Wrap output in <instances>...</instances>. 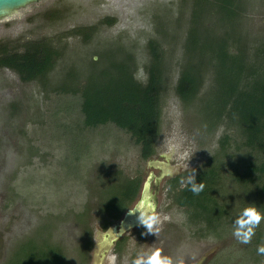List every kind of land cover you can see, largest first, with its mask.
<instances>
[{
  "label": "rangeland",
  "instance_id": "374dc122",
  "mask_svg": "<svg viewBox=\"0 0 264 264\" xmlns=\"http://www.w3.org/2000/svg\"><path fill=\"white\" fill-rule=\"evenodd\" d=\"M245 1L238 31L252 39L264 38V0ZM190 11V0H40L0 19V43L20 45L47 39L62 51L44 86L22 83L12 71L0 69V264L8 259V264H21L23 252L17 244L42 238L59 245L68 264H93L94 249L90 253L83 250L88 240L76 214L87 205L95 246L97 233H103L98 228L103 218L97 206L104 181L121 175L138 176L144 183L147 173H160L148 166V161L165 163L164 155H169L171 176L183 179L190 169L197 171L219 152L218 140L223 134L230 135V146L222 153L216 196L229 218L222 220L220 228L203 231L204 225L190 224L183 210L164 189L161 194V189L158 197L162 204L156 211L161 218L160 232L131 242L134 245L130 244L129 253L135 258L139 252L159 248L163 255L183 258L184 264H264V256L257 254L253 244L257 234L258 246L264 244V221L250 244H241L232 235L233 221L260 191V184H243L234 178L236 169L250 157L247 149L235 130L225 125L210 130L216 106L215 89L208 88L209 81L189 106L175 93ZM103 18L116 22L100 28L88 43L80 37L63 36L75 28L95 26ZM208 18L213 30H219L217 17ZM149 39L162 43L169 75L161 95L155 153L144 161L132 139L114 125L84 128L80 97L62 94L59 88L61 83H80L119 60L120 53L113 52L116 48L133 56L136 77L144 81ZM99 57L100 64L91 66ZM187 163L190 169L185 167ZM110 256L103 264H127L129 257L125 255L120 263Z\"/></svg>",
  "mask_w": 264,
  "mask_h": 264
},
{
  "label": "trees",
  "instance_id": "16d2710c",
  "mask_svg": "<svg viewBox=\"0 0 264 264\" xmlns=\"http://www.w3.org/2000/svg\"><path fill=\"white\" fill-rule=\"evenodd\" d=\"M190 2L191 11L182 46L183 59L175 85L176 96L183 105L189 106L209 81L208 88L215 89L213 105L216 106L211 112L216 111V120L210 130L225 125L239 135L251 160L247 157L245 164L236 169L234 178L243 184H260V191L254 194L250 204L264 210V38L252 39L238 31L239 21L245 14V0ZM207 16L217 17L219 27L216 28L219 30H213ZM115 22V19L103 18L95 26L75 28L63 36L80 37L88 43L100 28L112 26ZM162 39L167 41L166 36ZM146 48L149 62L144 66V81L136 77L137 65L133 56L116 48L113 52L120 53L119 60L109 62L80 83L69 86L61 83L59 88L62 94L80 97L79 109L84 128L114 125L132 139L144 161L155 153L161 125V95L169 75L165 61L167 53L162 43L149 39ZM61 57L62 51L47 39L20 45L0 43V69L12 71L25 84L38 82L44 86ZM100 61V57L99 61L93 59L91 66H98ZM202 96L206 97L205 93ZM218 145L219 152L196 171L197 183L205 184L199 195L193 194L189 187H179L181 176L168 181L170 186L175 184L174 187L178 188L172 195L175 205L184 208L190 224H202L203 231L207 232L220 228L222 220L230 216L216 196L222 178V153L225 154L230 146V135L223 134ZM103 185L104 190L101 187L98 192L97 212L103 218L101 230L106 231L134 204L142 181L138 176L127 178L119 175L105 180ZM87 219L86 205L82 212L76 214V221L88 240L82 246L85 253L92 247V231ZM259 239L257 234L253 240L256 247ZM36 241L27 239L17 244L16 248L23 252L19 256L23 261L21 264H68L59 245L45 238Z\"/></svg>",
  "mask_w": 264,
  "mask_h": 264
},
{
  "label": "water",
  "instance_id": "95a60500",
  "mask_svg": "<svg viewBox=\"0 0 264 264\" xmlns=\"http://www.w3.org/2000/svg\"><path fill=\"white\" fill-rule=\"evenodd\" d=\"M40 0H0V19L10 17L19 9L27 5L38 2ZM166 160L165 163L148 161V166L160 171L158 176L149 173L146 181L142 184L139 196L130 209H137L144 212H153L157 207V192L160 181L169 177L173 169L170 168L168 161L169 155L163 156ZM155 184V194H152L151 186ZM128 209L121 219L107 228L103 233H97L95 246H94V262L93 264H103V261L109 259L111 256V249L115 243L123 236L127 235L132 230L140 227L138 223L139 212L130 214Z\"/></svg>",
  "mask_w": 264,
  "mask_h": 264
},
{
  "label": "clouds",
  "instance_id": "9594fccd",
  "mask_svg": "<svg viewBox=\"0 0 264 264\" xmlns=\"http://www.w3.org/2000/svg\"><path fill=\"white\" fill-rule=\"evenodd\" d=\"M172 149H170L171 151ZM185 167L189 168L188 163ZM190 169V168H189ZM183 186L189 187V190L199 195L205 188L203 182L197 183L196 169H190L188 175L181 181ZM139 212L138 223L146 231L142 235L149 234L158 236L160 232L161 218L156 212H144L137 209H130L129 213L134 214ZM264 221V213H261L255 205L245 207L239 216L233 221V237L241 244L247 245L252 241L253 236L256 234V229ZM257 254L264 255V244L257 246ZM131 264H184L183 258H174L162 254V249H154L139 252L136 257L131 261Z\"/></svg>",
  "mask_w": 264,
  "mask_h": 264
},
{
  "label": "flooded vegetation",
  "instance_id": "af4514ba",
  "mask_svg": "<svg viewBox=\"0 0 264 264\" xmlns=\"http://www.w3.org/2000/svg\"><path fill=\"white\" fill-rule=\"evenodd\" d=\"M147 160H148V159H147ZM148 175H149V173L146 174V177H147ZM157 175H158V174H157ZM178 176H180V175H178ZM174 177H176V176L173 175V176L165 177V178H163V179L160 181V183H159V187H158V192H157V202H158L157 206H159V204H162V203H161L162 201H160V200H159V197H158V195H159L161 189H162L161 194H163L162 192H163V189H164V191H166V192L168 193V196H170V198H172V195L174 194V191H175L174 189L178 190V188L174 187L175 184H174V186H170V185L168 184V181H169L170 179H173ZM181 181H182V177H181V179L179 180V183H180V186H179V187H183ZM142 184H143V183H142ZM141 188H142V185H141ZM155 188H156V187H155V184L153 183L152 186H151L152 194H155ZM140 191H141V189H140ZM139 193H140V192H139ZM138 195H139V194H138ZM172 201H173V198H172ZM173 204L175 205L174 201H173ZM175 206H176L178 209L183 210V212H184V208H180V207H178L177 205H175ZM157 208H158V207H156V209H155L154 212L157 211ZM184 213H185V212H184ZM98 228H99V230H101V227H100V226H99ZM104 231H105V230H104ZM145 231H146V229H144L142 226H140V227H138V228L132 230L131 232H129L127 235L121 237V238L115 243L114 247L111 249L110 254L113 255L114 259H115L117 262H120V263H121L122 260L124 259L125 255H127V256H129V257H127V264H131V261L133 260L134 257H132V253H131V252L129 253L130 244H132L134 241H136V239H137V241H138V239H140L141 236H143L142 238H144V237H148V235H147V236L142 235V233H144ZM93 234H94V233H93ZM92 236H93V235H92ZM142 238H141V240H142ZM131 242H132V243H131ZM118 243H120V244L118 245ZM132 245H134V244H132ZM93 249H94V241H93V237H92V247H91L89 253L92 252ZM8 260H9V259H8ZM8 260H7L5 263H3V264H6V263L8 264Z\"/></svg>",
  "mask_w": 264,
  "mask_h": 264
}]
</instances>
